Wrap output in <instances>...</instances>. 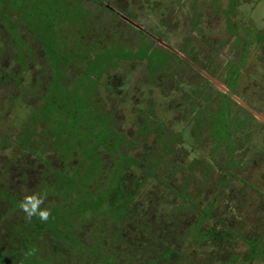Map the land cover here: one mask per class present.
I'll use <instances>...</instances> for the list:
<instances>
[{
  "label": "rangeland",
  "instance_id": "obj_1",
  "mask_svg": "<svg viewBox=\"0 0 264 264\" xmlns=\"http://www.w3.org/2000/svg\"><path fill=\"white\" fill-rule=\"evenodd\" d=\"M53 1L57 2L54 10L71 11L73 27L70 23L59 24L56 31L60 33L63 45L61 49L48 50L43 40L32 36L33 21L37 20L34 11L40 0H0V264H108L101 260V253L107 252L101 251V238L107 236L109 219L108 214L101 211V192L114 172L108 165L109 157L118 158L119 154L131 161L128 166L124 165L127 169L124 182L130 187H134V181L139 182V196L147 195L155 184L163 181L172 184L179 193L186 187V193L197 196L196 203L202 204L201 207L212 199L216 200L217 213L223 218L241 219L248 225L263 223L264 128L245 131L242 138H236L234 144L223 149L225 145L219 142L222 133L217 132L216 125L211 123V117L205 111L191 113L185 122H182V116L173 120L172 117L178 118V115L171 112L170 105L180 99V89H187L188 73H182L180 69L173 79L162 68L153 74L151 80L143 79L142 76L148 73L145 67L139 61L134 65L127 63L135 51L134 41L132 44L119 42L113 37L110 42L101 35V27L89 35L84 30L87 24L83 27L80 23L75 24L80 16H76L79 11L74 10V4L85 8L89 0ZM58 1L67 9L60 7ZM116 1L130 2L125 5L133 19L123 14L120 16L136 28L149 24L157 27L160 20H167V35L154 36V39L187 61L189 57L176 52L187 34L179 26L186 20L181 17L184 12L200 25L213 17L223 22L231 10L238 19L246 18L259 28L264 22V0H180L182 8L176 7L174 15L168 7H173L175 0ZM48 3L52 9L53 4L50 0ZM122 25L124 22H120V28H127ZM127 30L125 36L129 39L131 31ZM217 33L215 27L203 36L204 40L210 37L216 41ZM135 54L145 55L143 48ZM97 55L101 60L112 55L124 60L115 67H101L99 78L91 77L81 83L77 77L79 72L92 69L90 61ZM147 56L150 65L154 64L156 53L149 51ZM146 57L138 59L148 61ZM254 57L253 52L250 53L247 65L250 70L257 64L252 62ZM70 58L78 65L75 67L78 71L73 67L65 89L60 90L65 79L58 76L57 80L51 81L47 67L49 61L60 63ZM197 58L203 61L201 57ZM224 59V53H221L217 61ZM203 62L212 68L211 63ZM261 69L253 70L255 73L251 76L242 75L243 79L237 76L236 89L245 102L238 97L234 100L249 109L264 125V71ZM202 74L216 91H226L214 75ZM112 75H121V82ZM104 81L110 87L103 86ZM79 91L83 94L79 95ZM54 100L62 106L65 114L58 116L61 126L49 130L48 125L52 127L53 122H59L56 114L46 109ZM138 109H153L156 117L166 125L173 123L169 127L170 133L160 134L163 141L153 140V130L139 123ZM101 117L108 118L104 122ZM68 118L72 121H66ZM75 128L84 131L76 132ZM41 131L45 142L39 138ZM111 139L117 141V150L111 147ZM165 139L166 144L163 143ZM97 152L100 158L95 164ZM107 152L111 154L106 156ZM145 153L149 156L146 157ZM228 155L227 166L234 173L233 177L218 170L220 164L217 163L223 162ZM152 156L156 176H146L145 169L151 164ZM134 160H139L140 164ZM172 168L175 171L171 172ZM65 176H68L67 180L62 179ZM222 176L226 178L221 179ZM228 179L232 180L230 186ZM218 181L222 186H215ZM59 183L62 184L59 186L61 191L68 192L67 198L62 199L59 193L57 200L48 198L47 194L41 195L40 192L58 187ZM30 195L44 198L43 207L50 209L48 225L38 216H33L30 221L25 219L19 204ZM83 198L90 203L84 207L85 212L76 214L73 225L66 224L59 211H52L53 207H70V202L79 204ZM168 198L172 200L171 193ZM152 245V241L147 242V247ZM237 249L242 251L244 246ZM104 250H107L106 245ZM208 250L198 249L195 260L200 262L202 254L209 253ZM30 251L33 254L26 255ZM135 261L141 262L140 259Z\"/></svg>",
  "mask_w": 264,
  "mask_h": 264
},
{
  "label": "trees",
  "instance_id": "obj_2",
  "mask_svg": "<svg viewBox=\"0 0 264 264\" xmlns=\"http://www.w3.org/2000/svg\"><path fill=\"white\" fill-rule=\"evenodd\" d=\"M50 1L53 4L52 9L49 8V0H40V5L36 6L34 13L37 20L33 21L34 34H31L34 38L43 40L44 46L48 50L52 48L61 49L63 40L60 41V33L56 31V28L61 23L67 25L70 23L73 27L71 11H56L53 8L57 5V2ZM89 1L87 8L74 4V10L79 11L76 16H80L77 20L78 23L75 24L79 25L80 23L82 27L83 24H87L84 30L89 35L95 33L101 27V35L109 39L110 42H113V37L119 39V42H130L132 44L134 41L133 48L135 51L132 56L128 57L127 63L134 65L139 61L140 65L148 71L147 74L142 76L143 79L151 80L153 74L162 68H165L167 75L173 79L175 72L180 69L182 73L189 74L187 89H180V99L170 105L171 112L178 115V118L172 117L173 120L184 117L182 122H185V118L188 119L191 113L205 111L211 117V123L216 125L217 132L222 133L219 136V142H223L225 145L222 147L223 149L229 148L230 144H234L236 138H242L245 131L259 130L258 127L264 128V125L257 121L249 109L240 106L234 100L235 97H238L245 102L242 94L236 89L237 76L243 79L245 77L242 75L248 74V76H251L255 73L253 70L264 68V22L259 28L246 18L238 19L235 11L231 10L226 14L223 22L213 17L212 20L200 25L191 20L190 15L186 16L184 12L185 15L181 17L186 18V20L180 22L179 26L182 29L184 28L187 34L179 46L180 50L174 49L176 52L178 51L189 57L190 60L187 61L172 50L157 44L154 39V36L165 37L167 35L169 28L167 20H160L157 27L149 24L141 26L143 28L138 25L139 28H136L132 23L125 22L120 16L123 14L128 19H133V15L129 13L125 5H129L130 2L124 1L119 2L121 3L119 4L116 0ZM58 3L60 7L67 9L63 2L58 1ZM172 3H174L173 7H168V9L171 8L169 12L174 15L176 7L182 8V3L180 0H175ZM83 21L86 23H83ZM120 22H124V25L131 31V33L129 32V39L125 36V32L128 31L127 28H120ZM215 27L218 30L217 35L220 39L218 37L215 41L214 38L208 37L206 39L205 37L204 40L203 36L214 30ZM81 39L79 38V40ZM76 44L79 47L78 40ZM192 45L194 49H192ZM141 48H143L145 55H136L135 52ZM149 51H154L157 55L156 61L152 65H150L147 56ZM252 52L255 56V60L252 62L257 64L251 66L250 70L247 65H249L248 58ZM221 53H224L225 56L222 62L217 61ZM145 57L148 61L138 59ZM197 57L211 63L212 68L201 59L198 60ZM123 60V58L114 55L101 60L97 55L94 60L90 61L92 69L88 68L86 71H80L77 76L79 77L78 80L84 83V81L90 80L91 77L99 78L102 68L115 67ZM77 66L73 63V58L62 60L60 63L49 61L47 76L51 78V81H55L58 76H62L61 79L65 80L59 89L64 90L67 81L70 80V71H74ZM66 70L69 71L66 72ZM217 70L219 72L216 75L215 71ZM261 70L264 71V69ZM202 72L214 75L226 91H216ZM112 76L119 83L121 82V75ZM104 85L110 87L106 81L103 82ZM79 92V95L83 94V91ZM117 95L120 97L119 93ZM46 109H49L52 114H56V119H59L58 123L52 121V127L48 125L49 130L60 127L61 120L58 116L65 114L62 113V106L54 100L48 104ZM138 113L139 123H144L145 128L153 130V140L157 138L156 141L161 142L163 139L160 134L170 133L171 128L169 129V127L173 123L166 125L156 117L153 109H138ZM107 118L101 117V120L106 122ZM46 119H49V117H46ZM39 120H42V118L39 117ZM49 120L51 121V119ZM83 120L87 121V119ZM66 121L70 122L72 120L68 118ZM42 122L45 121L42 120ZM147 129L144 131H147ZM75 131L84 130L75 128ZM38 135L43 141L45 138L44 133L41 131ZM248 136H250L249 133ZM110 143L111 147L117 150V141L111 139ZM163 143L166 144L168 141L165 139ZM108 154L111 153L107 152V155H105L108 156ZM145 156L147 157L149 154L145 153ZM96 157L95 164H98L99 152H97ZM109 159L108 165L111 166V170L113 169L114 172L102 188L101 211L108 214L107 236L108 233L110 234L108 239H106L107 236L101 238V251H107L101 253V260H105L108 264H122L119 263L121 261L125 264H264V222L248 225L241 219L234 221L227 219L226 216L223 218L222 214L217 213L216 200L212 199L208 202V205L201 207L202 204L196 203L197 196L186 193V187L179 193V190L172 184L163 181L157 182L158 184H155L147 195L139 196L140 190H137L140 186L139 182L134 181V187H130L128 183L124 182L127 173L124 165L127 164L128 166V163H131L129 158L119 154L118 158L112 159L109 157ZM154 160V156H152L151 164L145 169L146 176H156V172L153 173L156 167ZM228 160L229 155L225 157L223 162L217 163V165L220 164L218 170L223 175L229 173L233 177L234 173L228 170ZM134 162L140 164L139 160H134ZM101 166L103 167L102 163ZM173 171L175 170L172 168L171 172ZM85 175L87 176V174ZM67 177L65 176L62 179L67 180ZM224 178L226 177H221V179ZM229 182L230 186L232 180L230 179ZM60 185L62 184L59 183L58 187L53 189L50 187L47 192L40 193L41 195L47 194L48 198L56 200L59 193L60 197L65 199L69 194L61 191ZM215 186L220 187L222 184L218 181ZM216 187L214 188L215 191H217ZM169 193H171L172 200L168 198ZM83 200L84 202H82ZM82 201L79 204L70 202V207H53L52 211H59V215L63 216L62 218L66 224L73 225L75 217H77L76 214L79 211L85 212L84 207L90 203L84 198ZM43 205V203L39 205V207L41 206L39 210H45ZM167 207L168 211H166ZM68 208L69 212H67ZM50 221L51 219L48 222L46 221L45 225H48ZM151 241L153 245L147 247V242ZM105 245L107 250H104ZM239 246H244V250L239 251L237 249ZM204 248H208L209 253H203L200 262L196 261L195 252ZM135 259H140L141 262L138 263Z\"/></svg>",
  "mask_w": 264,
  "mask_h": 264
},
{
  "label": "clouds",
  "instance_id": "obj_3",
  "mask_svg": "<svg viewBox=\"0 0 264 264\" xmlns=\"http://www.w3.org/2000/svg\"><path fill=\"white\" fill-rule=\"evenodd\" d=\"M43 197H37L36 195L26 196L19 204L21 211L25 213V219L30 221L33 216H38L41 221H47L50 216V211L39 210V205L43 203ZM30 251L26 255H32Z\"/></svg>",
  "mask_w": 264,
  "mask_h": 264
}]
</instances>
